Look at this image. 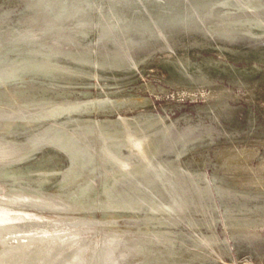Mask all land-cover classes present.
Instances as JSON below:
<instances>
[{
  "label": "bare ground",
  "instance_id": "obj_1",
  "mask_svg": "<svg viewBox=\"0 0 264 264\" xmlns=\"http://www.w3.org/2000/svg\"><path fill=\"white\" fill-rule=\"evenodd\" d=\"M124 1L126 0H107V4H100L96 0H24L32 10L20 20L21 23L25 22L24 27L8 25L9 28L5 29L7 22L5 26H1L5 21L0 18V21L3 20L0 22V161L16 152L28 151L16 161L0 163V264H15L26 252L29 254L22 264H200L202 260L221 259L229 251L222 238L213 230L215 215L207 212L201 202L203 194L208 190L203 172L188 165L190 161L193 162L192 159L182 160V156L194 153L199 147L201 149L206 141L198 140L200 136H193L181 142L178 149L176 142L184 134L176 136L177 140L171 136L168 124H172V121L164 120L163 114H144L141 111L130 116L118 114V110L124 106L132 108L150 103L149 98L139 97V94L118 95L115 98L113 96V99L108 94H100L93 98L70 100L72 86L70 89L68 86L71 83L74 85V81L81 79L82 83L83 78H104L117 71L127 76V73L136 69L132 68L144 61V58H140L139 62L136 60L138 57L133 58L129 45L138 43L139 38L133 39V33L140 37L153 30L150 24L141 21V17L128 18L123 7ZM185 2V6L177 12L167 13L160 25L165 29L193 28L230 41L241 36L264 42V0ZM94 11L99 13L97 18L94 17ZM153 25L159 38L166 40L165 30L156 22ZM93 28H96L99 39L106 37L104 40H110L116 45L113 51L102 53V57H98L100 59L93 55V51H96L93 46L79 43L76 38L78 35H87ZM3 29L5 30L2 31ZM45 32H49L50 37H45ZM48 39L50 40L47 41ZM62 40L65 41V46L60 43ZM165 44L170 47L168 43ZM172 57L174 58L163 60L171 83H182L189 88L210 83V77L198 63L193 64L190 62L192 60L189 61L183 55ZM212 60L206 59L216 67L218 64ZM149 85L152 84H148V87ZM143 86L145 88L146 85ZM206 86L204 87L208 88L209 85ZM110 89L107 87L104 91ZM249 90L248 93L251 94ZM210 91L207 96L210 94L217 99L211 109L226 108L224 101L227 97L221 101L226 95L225 89L214 94ZM153 92L155 93L154 90ZM134 94L137 95L136 91ZM234 96L232 94L233 98ZM108 112H116L117 115H103ZM91 113L96 115L92 116ZM18 124L28 131L25 142L12 135L13 127ZM208 131L207 129L205 136L210 137ZM90 133L95 147L89 143ZM210 140L212 141L211 138ZM44 145L62 150L70 157L71 165L66 169L54 165L42 168L47 164V158L52 156L48 151L36 157L42 160L40 165L38 162L31 163V158L36 155L33 152H38L39 149L36 148H43ZM88 148L97 156L98 164L95 165L100 166L104 176L99 184L93 179L94 176H84L87 173L86 165L92 160L89 151L85 155ZM123 148L127 150V154ZM229 148L218 151L220 158L216 157V160L220 159L221 172L219 175L213 173V179L219 195L241 196L251 202L239 206L234 202L225 203L223 207V219L230 237L247 240L255 235L253 230L264 227V176L254 175V179L247 181L248 186L244 183V188L235 186L231 179L232 173L235 174L231 166L234 161H240L239 158L244 157L247 151ZM164 149L172 153L170 160L156 158ZM237 168L242 170L240 164ZM261 168L259 169L262 171ZM246 169L249 170V167ZM60 173L62 181L58 182L56 178L53 182H57L59 188H66L69 193L74 194L69 197L68 194H60L62 199L68 197V202H45L47 195H52L53 192H48L51 183L48 179H38L36 175L40 178H52ZM251 176L249 177L252 178ZM84 177L89 184L83 181ZM11 181L13 184L15 182V186ZM30 181L35 184L29 183ZM121 181L127 183L125 186L129 191L136 192L135 197L126 195L125 199L123 196L113 202L109 199L111 191ZM101 184L105 191L100 190V193L98 187ZM38 186L41 188H34ZM189 189L195 193L193 197L186 196ZM158 190L162 198L158 195ZM88 194L92 195L82 197ZM144 205L146 208H142ZM190 207L196 209L198 218L190 213ZM105 208L121 211L109 214L104 212L100 218L92 215L94 209L105 211ZM46 210L59 214L52 215L53 213H46ZM128 210L133 213L127 212ZM123 217L128 218L129 224L130 221L140 219L144 228L137 224L135 229H131V233L126 232L130 231V226L126 227L128 230L121 228L122 232H117L112 223L116 218ZM179 226H188L191 231L177 230ZM202 228L207 229V232H202ZM36 230L39 232L34 233ZM129 235L131 238H128ZM43 253L45 259L36 262Z\"/></svg>",
  "mask_w": 264,
  "mask_h": 264
},
{
  "label": "rangeland",
  "instance_id": "obj_2",
  "mask_svg": "<svg viewBox=\"0 0 264 264\" xmlns=\"http://www.w3.org/2000/svg\"><path fill=\"white\" fill-rule=\"evenodd\" d=\"M96 1L100 2V4H103V3L107 4V0H96ZM124 2L125 3H123V7L125 9V15H127L128 18L133 19L136 17L138 18L141 17L140 18L141 21H146L152 27V30H153L152 33L144 32L145 34H142L143 38L141 35L140 37H138V34L136 35L135 33H133L132 35L133 39L135 38L137 39L141 38V39L140 40L138 39V43H137L138 46L137 44L129 45V50H130V53L132 52L131 55L133 54L132 55L133 58L138 57L136 59L138 62L140 58L141 59L144 58V61L139 62L140 64L138 63L134 68H132V70H134L135 68L136 69L134 71L131 70L132 72L130 73H127V76L125 73H122L120 71H117V72L115 71L116 74L114 73L111 75H106L104 78L96 77L97 78L96 79L95 77H92L91 79V77H89L88 80L87 78H83L82 79L83 84L81 83V79L78 80L77 82L74 81V85H72L73 83L69 84V86L66 85L69 87V89H70V86H72V88L75 87L73 89L72 88L70 89L72 93L69 92L70 95L67 94V97L69 98L70 96V100L71 99L74 100L75 98L77 100H82L87 97L93 98L95 95L98 96L100 94L101 95L108 94V96L111 98L113 96L115 98L118 95H124V96H139L140 95L139 97L149 98L148 101L150 103L147 101V103L149 104H143V106L135 105L134 107L132 106V108L131 107L127 108V106H124L118 110L119 113L118 111L116 112L118 114L121 113V115H125V116L135 115V114H138L140 111L143 112L144 114L153 113V114H156V115L158 114L161 116L163 114L164 120H167L170 122L172 121V124L170 123L168 124L170 126L169 131H170L171 136L175 138L176 136L180 134H184V137H182V139L175 138L176 140L178 139L176 142V148L178 149L181 145V142L193 136H200L198 140L206 141V143L203 144L201 149L199 147L197 150H195V152L193 151L194 153H189L190 156L189 154L186 155L187 158H185L186 156L185 157L182 156L183 157L182 160L190 161L192 159L193 162L190 161L191 163H188V165H190V167L193 169L194 167H196L195 169H197L198 171H201V173L203 172L202 174L203 176H205L204 178L208 182V186H207L208 190H207V193L203 194L204 199L201 200V202H203L206 208L205 210L207 212L211 213L212 215H215L216 220H215L213 230H215L214 232H216V235L220 239L222 238V241L227 245V248L229 251L227 252V254H223L222 255L223 257L221 256V259H217L216 261H214L213 259L202 260L200 264H264V260H263L264 259V227H258L255 229V231L253 230V233L255 235H253L250 239H247V240L233 239L228 234L229 232H228V229H226L225 227V221L223 219V211H224L223 207L225 203L231 204L234 202L236 203L237 206H239L241 204L248 205L251 202L241 198V196H236V195L229 196V195H224V194L219 195L218 189L215 186V180L213 179L214 174L219 175L218 173L221 172L219 168L220 159L218 158H220V156L218 155V151L220 152V150H223V148L224 150H226L229 147H230L229 149H232V148L234 149L236 147L235 150L243 149L244 151H247L244 154L245 155L244 157L239 158L241 159L240 160L241 162L240 161H234L235 163L233 162L234 165L237 163V165H235L237 167H239V164H240V167L242 168V170L240 168L239 169L243 172L239 171V169L235 167L233 164L231 166L232 172H234L235 173L234 175H236L234 176L232 173L233 177L231 176V179L234 182L235 186H238L239 188L241 187L244 188L248 186L247 185L248 180L254 179L257 175L264 176V173H263L264 172V168H263L264 167V42L263 41L258 42L256 41L257 39L253 40V39L245 38V37L241 38V36H239L237 39H234V40L232 39L230 41L228 39H223L221 36H218L216 34L215 35L209 34L207 32H203L201 30H197L193 28L191 29L188 27H184V28L179 27V28L165 29L162 25H160V22L163 20L164 16L167 15V13L170 14L172 11L177 12L180 8L184 7L186 4L185 0H141V1L140 0H137V1L128 0V2L126 0ZM165 8H168V9L166 10ZM30 10L31 9L25 4L24 0H0V18H3V20L5 21L3 22V25L1 26H5V23L7 22L6 23L7 26L11 25L17 28L24 27L25 22L21 23L20 20L23 19L24 15L32 11ZM7 12L9 13L7 14ZM51 14H54V13L52 12ZM94 15H95L94 17L97 18L99 13L94 11ZM153 22H156L163 30H165V34H166L165 37L167 38L166 40L159 38L157 34L158 33L157 29L153 25ZM7 26H5V29L9 28V26L8 27ZM5 29H3L2 31H4ZM93 29H92L93 31H89L87 35L85 36L78 35V37L76 36V38L79 41V43H86L88 47L93 46L96 49V51L95 50L93 51V55L94 56L96 55L95 56L96 58H98L99 56L101 58L102 53L103 54L106 53L105 51H113L114 50L113 48H116V45L110 40L109 41L104 40L106 39V37L103 39L102 38L99 39L97 30H95L96 28H93ZM46 32L43 33V35L46 34ZM49 35L50 34L48 32V34H46L45 37L48 38L50 37ZM49 40L50 39H48L47 41ZM60 43L63 46H65L64 45L65 41L62 40L60 41ZM165 43H168L170 47L166 46ZM69 46L71 48H74V46H71L70 44ZM77 47H80V46L78 45ZM217 51H219V53H221L222 55L219 54ZM173 55L175 57L177 56L182 57L183 55V57L188 58L189 61L192 60L190 62H193V64L198 63L201 66V68H203L207 72V75L210 77V83L206 84V85H209L208 88H206L207 87L206 85L202 86L204 88L203 89L201 86H198V88L197 86H194L193 88H189L188 85H185L182 83H171L169 81V76L163 66V60L168 59V58H174L172 57ZM206 59L207 60L213 59L212 62L216 61V64L218 65H216L215 67L214 65H211L209 62H207ZM225 65L226 66L229 65V66L226 67ZM222 68L223 70H221ZM236 72H238V74H236ZM123 76H126V78ZM146 80H148L149 82ZM235 80L237 81V83ZM215 82L218 83L219 85L217 84L218 85L217 86ZM100 84H102V86ZM113 84H115L116 87ZM144 84L147 87L145 86V88H143ZM148 84H152L151 86L149 85L150 89L148 87ZM174 85L177 88H175ZM99 87L101 88L99 89ZM107 87H108V90L110 88L111 89L113 88L112 89L113 91L116 89L114 91L115 93L114 92L112 93L111 89L110 91L108 90L104 91V89H107ZM214 87L216 89L218 87L219 88L216 90ZM220 88L222 89L220 90ZM223 88L225 89L226 95L228 93H231V94H228L229 97L228 95L227 96L224 95L221 98L222 99L221 101H223L224 100L223 98L227 97V99H225L224 101V104L227 105L226 108L211 109L212 104H216L217 99L214 98L213 95L211 96L210 94L207 96V93L209 92V90H211L210 93L212 94H214L215 92L217 93L218 91H222V90L224 91ZM193 89H194V92H192ZM195 89L198 91H196ZM201 89L203 91H201ZM118 90H120V92ZM153 90L155 91V93L153 92ZM229 90L231 92H229ZM248 90L251 94L248 93ZM106 91L109 92L110 95ZM135 91L137 95L134 94ZM157 92H159L160 94ZM203 94H205V96ZM232 94L233 96L235 95L234 96L235 98L232 97ZM251 95H253V97ZM203 97L205 98L203 99ZM212 98H214L213 99L214 101L213 100L211 101ZM116 112L115 113L108 112L103 115L113 117L117 115ZM90 115L95 116L96 114L91 113ZM99 115H102V114H99ZM207 129L209 130L208 132L211 135L210 137L205 136ZM27 134H28V131L27 129H25V127H22L19 124L13 127L12 135L15 138H19L20 140L24 139V142H25L26 141L25 138H27ZM88 137L90 139L89 143L95 147L94 145L95 142H94V139H92L91 133L90 135H88ZM210 138L212 139V141L210 140ZM188 143L190 144L191 142H188ZM231 145H233L234 147H232ZM36 149H39V150H37L38 152H33L36 155L31 158V161H32L31 163L38 162L37 163L38 165H40L39 163H41L42 160L40 161V158H36L37 156H40L42 152L44 153L46 151L52 153L51 158H47V161H48L47 164L41 166L44 169L52 165L56 167L60 166L61 168L66 169L68 165L69 166L71 165L70 157H68L66 153H64L62 150H57L50 145L49 146L44 145L43 148L38 147ZM90 150L91 148H88V150L85 153V155H87V152L89 151L90 153L89 152L88 153L91 154L92 160H90L89 163H87L86 165L87 173L84 176L85 177L94 176L93 179H96L97 183L99 184V182H101L103 179L102 177L104 176L101 170L99 169L100 166L98 167V165H95V164H98V161L96 162V160H98V158L96 159L97 156L95 155V153H93V151H90ZM122 150L125 151L126 154L128 153L126 149L123 148ZM248 150L249 151L251 150V151L249 152ZM214 151H216V153ZM27 153H28L27 150H25L24 152H16L14 155H11L5 158L4 161H0V163L5 164L7 162L9 163V162L16 161L17 159L23 157ZM248 153L251 156H249ZM171 154L172 153L169 150L164 149L158 153L156 158L158 160L159 159L160 160H163V159L170 160ZM201 156L203 159H201ZM87 157L88 156H86V158ZM216 157H218L217 160H216ZM58 158L60 159L58 160ZM196 159L197 160L201 159V160L197 161ZM24 160L25 158L22 161ZM34 160H37V161H34ZM202 161L204 163L206 161V163L204 164ZM242 161L244 163V166H242L243 165ZM245 165L247 168L249 167V170L246 169ZM261 165H263L262 168H261ZM0 167L2 166L0 165ZM259 168H261L262 171ZM254 169H255V172L253 171ZM249 171H250V175H249ZM246 173L248 176L246 175ZM249 176H251L252 178H250ZM32 177L34 178L35 175ZM36 177L40 180H47V179L50 180L49 183H51L50 184L51 186H49L48 192H50V190H53V192H52V195H49V194L47 195V199H44L45 202H53V201L68 202L69 200H67V198L70 195L74 194V193H69V191H67L66 188H59L57 186L58 183L53 182L54 179L56 178L58 182L59 180L62 181L63 178H62L61 173L58 174L56 177H52V178L49 176L40 178V176L38 177V175H36ZM85 177L83 181H86V183L89 184V181H87V178L85 179ZM104 181H106L105 178H104ZM10 183H12V181ZM29 183H32L33 185L35 184L33 181H30ZM244 183L246 184V186L244 185ZM12 185L15 186V182L14 184L12 183ZM125 185H127V183H125L124 181L119 182L118 185H116V187L112 189L111 196L109 197V199L115 202L117 201V199L119 200L120 197L124 196L123 198L125 199L127 197L126 195H130L131 197L136 194V192L129 191L127 189V186ZM11 188L13 187L11 186ZM34 188L38 190L41 188V186L34 187ZM98 190L105 191V188L104 187L102 188V184H101L98 187ZM158 193H159L158 195H160V197L162 198L163 196L161 195L160 190H158ZM60 194L62 196L64 194H68L67 195L68 197L66 199H62ZM91 195L92 194L83 195L82 197L88 198ZM193 195H195V193L189 189L187 191L186 196L193 197ZM263 200H264V197L262 201ZM43 207H46V206H43ZM142 208H146L145 205L142 206ZM32 210H35V209H32ZM195 210H196L195 208L190 207L189 211L190 213L193 214L194 217L198 218L199 216H197V214L195 213L196 212ZM120 211H121L120 209L115 210V209H110V208H107V209L105 208V211L101 209H94L92 215L93 214L94 216L97 215L95 218H100L104 212H106V214H109V213H115V212H120ZM45 212L53 213L52 215L59 214L58 212L54 213L48 210H46ZM127 212L133 213L130 210H128ZM80 213H83V212H80ZM117 219L118 218H116L114 222L112 223V225L116 227L115 229L117 230V232H122L121 228L128 230L126 227L130 226L129 227L130 231H126V232L131 233V229L132 228L135 229L134 226H137V224L138 226H141V228H144L142 224H140V222L142 223L140 219L136 221H130V224L127 222L129 220L126 217L119 218L120 220L119 219L117 220ZM131 222H134V223H131ZM97 226L100 227V225H97ZM183 229H188V231L189 230L191 231V229L188 228V226H184V227L179 226V228H177V230H180V231ZM201 231L207 232V229L202 228ZM38 232L39 231L36 230L34 233H38ZM128 238H131V236L129 235ZM28 254H29L28 252L24 253L23 256L20 257V260L16 262L15 264H22L24 260L26 259V257L28 256ZM44 255L45 253H43V255H41L38 259H36L37 260L36 262H38L39 260L45 259ZM134 261H136V258H134ZM39 264H41V262H39Z\"/></svg>",
  "mask_w": 264,
  "mask_h": 264
}]
</instances>
